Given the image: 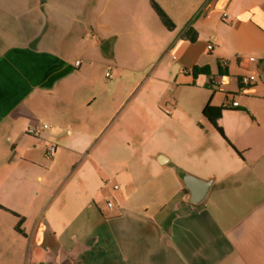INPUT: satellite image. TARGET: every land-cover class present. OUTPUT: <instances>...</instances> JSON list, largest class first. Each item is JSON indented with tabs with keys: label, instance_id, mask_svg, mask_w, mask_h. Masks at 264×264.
<instances>
[{
	"label": "crops",
	"instance_id": "crops-1",
	"mask_svg": "<svg viewBox=\"0 0 264 264\" xmlns=\"http://www.w3.org/2000/svg\"><path fill=\"white\" fill-rule=\"evenodd\" d=\"M0 259L264 264V0H0Z\"/></svg>",
	"mask_w": 264,
	"mask_h": 264
},
{
	"label": "trees",
	"instance_id": "trees-1",
	"mask_svg": "<svg viewBox=\"0 0 264 264\" xmlns=\"http://www.w3.org/2000/svg\"><path fill=\"white\" fill-rule=\"evenodd\" d=\"M152 8L156 12L157 16L161 20V22L164 24V26L170 30L173 31L175 29V25L170 20V18L167 16V14L155 3H152ZM182 38L185 40H188L190 42H196L198 39V33L191 28H187L185 32L182 35ZM194 75L198 74H207L209 73L208 67H195L193 69ZM224 111V108L222 107H212L210 104H208L204 110L203 115L204 117L221 133L222 130L218 127V121L221 118L222 112ZM19 229V228H18Z\"/></svg>",
	"mask_w": 264,
	"mask_h": 264
},
{
	"label": "built area",
	"instance_id": "built-area-1",
	"mask_svg": "<svg viewBox=\"0 0 264 264\" xmlns=\"http://www.w3.org/2000/svg\"><path fill=\"white\" fill-rule=\"evenodd\" d=\"M229 18L228 15H223V21H226L227 19ZM208 50L211 51L212 50V45H209L208 47ZM82 65V61L81 60H77L75 63H74V66L76 68H79L80 66ZM106 76H109L108 74ZM255 77L254 76H251L249 78H245L243 80V83L244 84H247L248 82H252V81H255ZM233 106L234 107H237L238 106V103L235 102L233 103ZM50 129V126L48 124H44V123H38V124H35L31 127H29L27 129V134L30 135V136H33V137H39L44 131L46 130H49ZM56 153V146L54 145H47L46 147V157L47 158H52L54 156V154ZM118 187L116 186L115 189H117ZM107 206L108 208H112L113 207V204L111 201L107 200Z\"/></svg>",
	"mask_w": 264,
	"mask_h": 264
},
{
	"label": "water",
	"instance_id": "water-1",
	"mask_svg": "<svg viewBox=\"0 0 264 264\" xmlns=\"http://www.w3.org/2000/svg\"><path fill=\"white\" fill-rule=\"evenodd\" d=\"M206 194H207V187L206 188H202L201 189V194L193 196L194 202L198 203V202L202 201L205 198Z\"/></svg>",
	"mask_w": 264,
	"mask_h": 264
},
{
	"label": "rangeland",
	"instance_id": "rangeland-1",
	"mask_svg": "<svg viewBox=\"0 0 264 264\" xmlns=\"http://www.w3.org/2000/svg\"><path fill=\"white\" fill-rule=\"evenodd\" d=\"M242 97H244V96H238V99H241ZM14 249H13V251H16V248H17V244L16 243H14ZM5 261V260H4ZM7 262H14L13 261V259H8V260H6ZM0 263H1V259H0Z\"/></svg>",
	"mask_w": 264,
	"mask_h": 264
}]
</instances>
